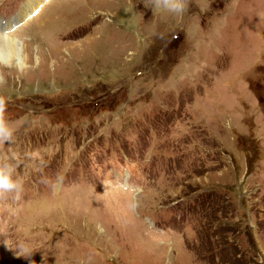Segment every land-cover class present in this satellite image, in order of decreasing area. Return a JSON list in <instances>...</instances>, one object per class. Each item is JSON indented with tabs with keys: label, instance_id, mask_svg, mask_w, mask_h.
<instances>
[{
	"label": "rangeland",
	"instance_id": "obj_1",
	"mask_svg": "<svg viewBox=\"0 0 264 264\" xmlns=\"http://www.w3.org/2000/svg\"><path fill=\"white\" fill-rule=\"evenodd\" d=\"M27 1L0 264H264V0Z\"/></svg>",
	"mask_w": 264,
	"mask_h": 264
},
{
	"label": "bare ground",
	"instance_id": "obj_2",
	"mask_svg": "<svg viewBox=\"0 0 264 264\" xmlns=\"http://www.w3.org/2000/svg\"><path fill=\"white\" fill-rule=\"evenodd\" d=\"M33 5H34V0H28L24 7V10L21 11L19 15L24 16L25 14H28L29 8H31ZM19 15L14 17L10 23L16 21L20 17ZM8 26L9 23L2 24L3 28L6 27L8 28ZM0 58L2 59V61L6 62L7 64L15 63V65L20 68L24 67L26 65V57L24 55V48L22 42H20L14 36H9L8 34L3 35V33L0 34Z\"/></svg>",
	"mask_w": 264,
	"mask_h": 264
},
{
	"label": "clouds",
	"instance_id": "obj_3",
	"mask_svg": "<svg viewBox=\"0 0 264 264\" xmlns=\"http://www.w3.org/2000/svg\"><path fill=\"white\" fill-rule=\"evenodd\" d=\"M11 131L0 122V139L9 140ZM18 193L19 185L10 178V169L7 165H0V193Z\"/></svg>",
	"mask_w": 264,
	"mask_h": 264
}]
</instances>
